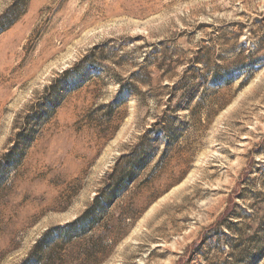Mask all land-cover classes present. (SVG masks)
I'll use <instances>...</instances> for the list:
<instances>
[{
	"label": "rangeland",
	"instance_id": "obj_1",
	"mask_svg": "<svg viewBox=\"0 0 264 264\" xmlns=\"http://www.w3.org/2000/svg\"><path fill=\"white\" fill-rule=\"evenodd\" d=\"M0 264H264V0H27Z\"/></svg>",
	"mask_w": 264,
	"mask_h": 264
},
{
	"label": "trees",
	"instance_id": "obj_2",
	"mask_svg": "<svg viewBox=\"0 0 264 264\" xmlns=\"http://www.w3.org/2000/svg\"><path fill=\"white\" fill-rule=\"evenodd\" d=\"M27 0H14L11 5H9L4 13L0 15V32L9 28L19 15L24 11Z\"/></svg>",
	"mask_w": 264,
	"mask_h": 264
}]
</instances>
